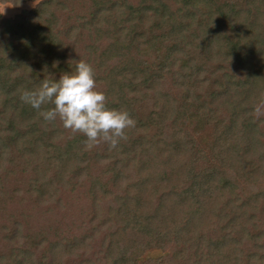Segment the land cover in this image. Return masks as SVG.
Wrapping results in <instances>:
<instances>
[{
    "label": "trees",
    "instance_id": "1",
    "mask_svg": "<svg viewBox=\"0 0 264 264\" xmlns=\"http://www.w3.org/2000/svg\"><path fill=\"white\" fill-rule=\"evenodd\" d=\"M28 1L0 10V264H264V0H0ZM80 60L136 121L116 149L20 99Z\"/></svg>",
    "mask_w": 264,
    "mask_h": 264
},
{
    "label": "clouds",
    "instance_id": "2",
    "mask_svg": "<svg viewBox=\"0 0 264 264\" xmlns=\"http://www.w3.org/2000/svg\"><path fill=\"white\" fill-rule=\"evenodd\" d=\"M20 99L37 109L44 121L59 118L65 129L84 134L88 147L103 142L116 149L127 139L126 130L136 125L127 110L107 107L105 93L96 88L94 68L85 60L58 79H44L39 87L23 90ZM47 104L53 107L42 110Z\"/></svg>",
    "mask_w": 264,
    "mask_h": 264
},
{
    "label": "rangeland",
    "instance_id": "3",
    "mask_svg": "<svg viewBox=\"0 0 264 264\" xmlns=\"http://www.w3.org/2000/svg\"><path fill=\"white\" fill-rule=\"evenodd\" d=\"M37 3V1H28L17 6L14 5L12 2H0V10L5 17H14L23 9H30L34 7Z\"/></svg>",
    "mask_w": 264,
    "mask_h": 264
}]
</instances>
